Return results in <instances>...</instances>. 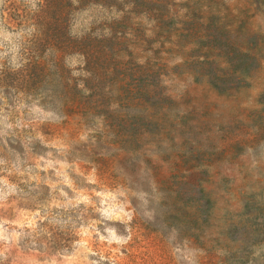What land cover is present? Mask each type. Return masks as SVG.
Segmentation results:
<instances>
[{"label":"rangeland","instance_id":"obj_1","mask_svg":"<svg viewBox=\"0 0 264 264\" xmlns=\"http://www.w3.org/2000/svg\"><path fill=\"white\" fill-rule=\"evenodd\" d=\"M0 264H264V0H0Z\"/></svg>","mask_w":264,"mask_h":264}]
</instances>
